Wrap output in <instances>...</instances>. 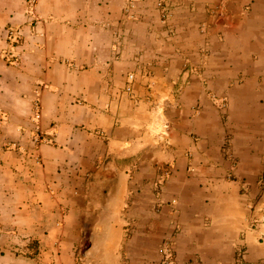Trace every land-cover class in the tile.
<instances>
[{
	"label": "crops",
	"instance_id": "1",
	"mask_svg": "<svg viewBox=\"0 0 264 264\" xmlns=\"http://www.w3.org/2000/svg\"><path fill=\"white\" fill-rule=\"evenodd\" d=\"M31 1L0 0V264H158L174 231L178 264H264V0H172L175 39L158 0Z\"/></svg>",
	"mask_w": 264,
	"mask_h": 264
},
{
	"label": "rangeland",
	"instance_id": "2",
	"mask_svg": "<svg viewBox=\"0 0 264 264\" xmlns=\"http://www.w3.org/2000/svg\"><path fill=\"white\" fill-rule=\"evenodd\" d=\"M143 1L144 0H141L137 4V6H136L135 13H134V15L136 17H137L139 5ZM161 4H163L164 6L166 5L167 8H168V11H169V17L168 18L169 19L167 18V20H168V23L170 25H172V27L174 28V30L176 32V35L173 38V39H175L178 36V28H177V24L175 23L176 13H175L174 3L172 2V0H158L156 2V4H155V8H156V10H157V12L159 14L160 23L163 26L165 32H167L166 24L163 23L164 22V17H163V11H162L163 8L160 7ZM227 9L228 8L226 7V10ZM223 11H224L223 4H219L218 6L213 7V8H211V9L208 10L209 15H211L213 17H216V18L219 15L222 16V14H224ZM232 11H233V13L235 12L233 9L231 10V12ZM201 34L203 35V37H204V39L206 41H205V44L202 46V48L200 50V60H199L200 63L197 65V67H194L193 68L195 71H198V72L202 71L201 69L204 66H206L207 62L209 61V59L211 57V49H210V45H209V42H208V34L209 33H208V26L207 25H204V26L201 27ZM11 42L13 43V41H11ZM16 60L17 59H15V62H16ZM219 102H220L219 108L222 111H224V113H226V111L228 109V101H227V98L224 97ZM223 150H224V155L226 156V158L228 160H230V163H231L230 172H229L230 173L229 174V178H230L229 180L234 181L235 178H236V175H237L238 166H237V161H236V157H235V149H234V146H233L232 135H228L226 137L225 142H224ZM260 161L262 163V168H263V173L261 175H263L262 177H264V157L261 158ZM168 167H170V166H168ZM168 167H163L162 168V170H161L162 174H161V176L159 178V181L162 178V175L164 173V169H166ZM259 179H260V177H259ZM259 179H258V181H259ZM167 180H169V178ZM159 181L154 183V188H155V191H156V193H157L158 196H159V193L162 194V192L165 190V185H166V182H167V181L166 182H163L162 186H160L159 185ZM258 188H259L258 194L253 195L254 198L251 201L252 204L253 205H256V206L259 205L260 202H262V200L264 201V188L260 185V183H258ZM157 200L159 201L161 199L158 198ZM159 205L161 206L162 204H160V202H158V206ZM173 223H175V224H173L174 226L172 225L174 227V229H176V227H178V228L182 227L181 226V222L178 219L173 220ZM128 227H130V226H128ZM176 234H177V232L174 231V234H171L170 236H168V237H166V238H164L162 240V242L160 244V247L158 248L159 249V258H160L158 264H167L166 261H165V259H164V256H163V252H164V248H165V243L166 242H170V246H171V249H172L173 256H172V263L171 264H178L177 263V251H176V248H177L176 247L177 246ZM84 237H85V235H84Z\"/></svg>",
	"mask_w": 264,
	"mask_h": 264
},
{
	"label": "built area",
	"instance_id": "3",
	"mask_svg": "<svg viewBox=\"0 0 264 264\" xmlns=\"http://www.w3.org/2000/svg\"><path fill=\"white\" fill-rule=\"evenodd\" d=\"M141 0H125V7H124V16L126 17V19L128 20H136V16L134 15L135 13V9H136V6L137 4L140 2ZM33 0L31 1V4H30V8H33ZM160 7L163 8V17H164V24H166V28H167V33H168V37L169 38H174L175 35H176V32L174 30V28L172 27V25H170L168 23V20L167 18L169 17V11H168V8L167 6L161 4ZM169 19V18H168ZM36 21V20H35ZM9 37L11 39V41H13V45H21L22 43V39H23V33L21 30H12L10 31L9 33ZM134 81H135V75L131 74L128 76V83H127V87H126V92L127 93H133V84H134ZM38 118L40 117V113L39 115L37 116ZM171 175V168L168 167L166 169H164V173L162 175V178L161 180L159 181V185L162 186L163 182H166L167 179L170 177ZM260 185L264 188V177L261 179L260 181ZM263 244H264V234H262V238H261ZM163 256H164V259L166 261L167 264H171L172 263V249H171V246H170V242H166L165 243V248H164V252H163ZM242 257V256H240ZM244 260L243 258H240L239 259V263L240 264H243Z\"/></svg>",
	"mask_w": 264,
	"mask_h": 264
}]
</instances>
